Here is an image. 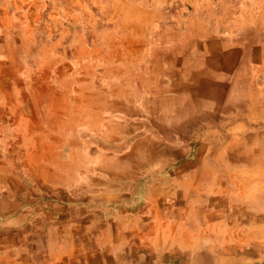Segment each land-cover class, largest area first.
I'll return each mask as SVG.
<instances>
[{
    "label": "crops",
    "instance_id": "1",
    "mask_svg": "<svg viewBox=\"0 0 264 264\" xmlns=\"http://www.w3.org/2000/svg\"><path fill=\"white\" fill-rule=\"evenodd\" d=\"M0 11V264H264V0Z\"/></svg>",
    "mask_w": 264,
    "mask_h": 264
},
{
    "label": "bare ground",
    "instance_id": "2",
    "mask_svg": "<svg viewBox=\"0 0 264 264\" xmlns=\"http://www.w3.org/2000/svg\"><path fill=\"white\" fill-rule=\"evenodd\" d=\"M240 76V75H239ZM254 76V75H253ZM66 81V80H65ZM146 82V81H145ZM133 83V82H132ZM74 84V83H73ZM33 87V86H32ZM134 87V86H133ZM25 96V95H24ZM105 97V96H104ZM185 97V96H184ZM248 97V96H247ZM245 98V97H244ZM137 107V106H136ZM13 115V114H12ZM10 118V117H9ZM222 119V118H221ZM224 120H225V118H224ZM211 124V123H210ZM242 129V128H241ZM237 130V129H236ZM235 130V131H236ZM238 135V134H237ZM226 149V148H225ZM236 152V151H235ZM2 154V153H1ZM36 155V154H35ZM235 157V156H234ZM236 159V158H235ZM1 160V159H0ZM3 170V169H2ZM1 172V171H0ZM238 174V173H237ZM4 175V174H3ZM114 177V176H113ZM235 176H232V179L234 178ZM243 176L241 175L240 177H237L236 179L237 180H234L233 182H232V186H236L237 187V189H238V194L240 195V197H246V184H247V182H246V180H248L249 181V177H247V176H245V178H247L246 180L245 179H243L242 178ZM254 176H252L251 175V179L253 178ZM256 177H258V176H256ZM263 177V176H262ZM228 178V177H227ZM1 179V178H0ZM4 179V178H3ZM255 179V178H254ZM258 179V178H257ZM134 180V179H133ZM253 180V179H252ZM252 182V181H251ZM251 182H249V183H251ZM258 182V181H257ZM4 183V182H3ZM9 183V182H8ZM259 184V183H258ZM257 184V185H258ZM261 184V183H260ZM263 184V183H262ZM261 184V185H262ZM104 186V185H103ZM94 187V186H93ZM257 187H259V185L257 186ZM253 188V187H252ZM252 188H250V189H252ZM263 188H264V186H263ZM249 189V190H250ZM248 190V191H249ZM257 190V189H256ZM237 191V190H236ZM252 190H250L249 192H251ZM234 193V192H233ZM259 194V193H258ZM236 195V194H235ZM233 196H234V194H233ZM196 198V197H195ZM258 198V197H257ZM206 199V198H205ZM254 200V195H251V198H250V196H248V200ZM56 201V200H55ZM156 202V201H155ZM253 202V201H252ZM153 206V205H152ZM208 207V206H207ZM258 208V207H257ZM137 210V209H136ZM205 218H207V216L205 217ZM173 221V220H172ZM238 221V220H237ZM207 222V221H206ZM264 228V227H263ZM238 230V229H237ZM235 231V230H234ZM258 232L259 231H262L263 232V229L262 230H257ZM232 232V231H231ZM242 233V232H241ZM240 233V234H241ZM264 233V232H263ZM243 234V233H242ZM254 236H256V235H258L257 233H255V234H253ZM181 236V235H180ZM253 236V237H254ZM259 236H262L261 234H259ZM264 236V235H263ZM242 238V237H241ZM183 241H184V239H183ZM187 241V240H186ZM238 241V240H237ZM248 242V241H247ZM238 243V242H237ZM190 244V243H189ZM235 244V243H234ZM188 245V244H187ZM198 246V245H197ZM190 247V246H189ZM195 247V246H194ZM242 247V246H241ZM245 247V246H244ZM254 247V246H253ZM264 247V246H263ZM234 248L236 249V251H237V249H240V245L239 244H236V245H234ZM56 250V249H55ZM213 250V249H212ZM230 250V249H229ZM244 250V249H243ZM260 249H258V250H254V248H252L251 249V251H250V253L252 254V256H256V258H257V260H258V258L259 259H262V257L264 256V253H262V252H260L259 251ZM198 251V250H197ZM209 254V253H208ZM245 254V253H244ZM211 255H212V253H211ZM215 255V254H214ZM203 256H204V254H203ZM231 256H233V255H231ZM195 257V256H194ZM213 257V256H212ZM237 257V256H236ZM236 257H234V258H228V260L226 259L225 260V256H223V257H221V258H219V260H218V263L217 264H242V261H239V259H238V257L236 258ZM212 259V258H211ZM248 260V259H247ZM255 260V259H254ZM215 262V261H214ZM66 263V262H65ZM195 264V263H194ZM248 264V263H247Z\"/></svg>",
    "mask_w": 264,
    "mask_h": 264
},
{
    "label": "rangeland",
    "instance_id": "3",
    "mask_svg": "<svg viewBox=\"0 0 264 264\" xmlns=\"http://www.w3.org/2000/svg\"><path fill=\"white\" fill-rule=\"evenodd\" d=\"M26 0H0V7H5V10L8 12V9L10 8H16L20 6L22 3H24ZM28 1V0H27ZM115 0H107V3L111 6L114 5ZM2 12V11H0ZM259 261L253 262L252 264H259Z\"/></svg>",
    "mask_w": 264,
    "mask_h": 264
}]
</instances>
